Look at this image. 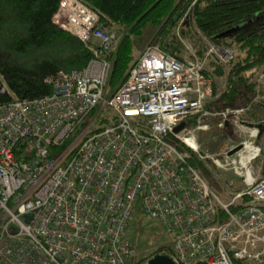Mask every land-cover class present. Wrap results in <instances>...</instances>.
Masks as SVG:
<instances>
[{
  "label": "built area",
  "instance_id": "1",
  "mask_svg": "<svg viewBox=\"0 0 264 264\" xmlns=\"http://www.w3.org/2000/svg\"><path fill=\"white\" fill-rule=\"evenodd\" d=\"M52 20L90 58L45 77L48 92L36 97L15 96L0 78V264H130L125 234L137 207L165 228L163 254L175 264H264L263 121L251 127L242 119L264 100V67L243 105L210 111L218 94L206 64L226 67L234 52L196 30L205 42L199 54L176 30L179 56L147 45L107 97L115 23L83 0H59ZM192 116L248 133L232 154L235 145L201 153L187 128ZM187 148L239 180L228 201Z\"/></svg>",
  "mask_w": 264,
  "mask_h": 264
},
{
  "label": "trees",
  "instance_id": "2",
  "mask_svg": "<svg viewBox=\"0 0 264 264\" xmlns=\"http://www.w3.org/2000/svg\"><path fill=\"white\" fill-rule=\"evenodd\" d=\"M83 1L111 19L120 31L117 47L110 57L107 90L110 94L125 78L136 58L137 49L151 37L154 44L162 49L175 56L180 55L182 49L175 39L174 29L183 18L179 30L183 34L186 28L188 38L194 39L193 32L198 30L215 44L237 49L236 52L233 50L234 60L226 73L224 88L218 90L216 82L212 80L213 92L218 96L209 101L206 108L220 111L235 107L237 101H246L250 97L252 80L264 66V0ZM58 3L59 0H0V78L17 97H36L48 92V86L43 82L45 77L58 71L81 69L90 58L89 51L77 36L54 24L52 16ZM237 26L239 28L231 33L218 36ZM202 48L199 46V54L203 53ZM211 63L214 75L223 73L221 66ZM1 99H10V94H4ZM259 104L264 105V100L250 114L257 115ZM196 119V116L187 118V125L195 126ZM260 125L262 132H259V143L264 132V121ZM228 127L229 123L224 122L222 129L214 130L209 143L201 142L203 146L200 148L199 145V151L203 153L207 152L205 150H219L221 146L224 149L234 146L235 137L231 135L232 140L226 137ZM60 148H52V151ZM262 149L258 164L264 176V146ZM189 151L191 164L205 176L209 175L211 171L205 162ZM167 250H170L169 244L156 248L150 256ZM140 262L141 259L134 257L130 264ZM236 264L245 263L236 261Z\"/></svg>",
  "mask_w": 264,
  "mask_h": 264
},
{
  "label": "rangeland",
  "instance_id": "3",
  "mask_svg": "<svg viewBox=\"0 0 264 264\" xmlns=\"http://www.w3.org/2000/svg\"><path fill=\"white\" fill-rule=\"evenodd\" d=\"M114 27H116V25ZM116 28L119 29L118 27ZM185 29L186 28H184V32L182 34L179 28L178 29L175 28L174 34L176 35V30H178L180 35L183 37V39L193 44L194 47L199 49V46H202L203 47L202 49H205V42L203 41V39L200 38L197 31L196 33L193 32L195 36H194V39H192V38L187 37V34H185ZM153 40L154 39L151 37L147 41H144V43L135 52V57H137L147 45L154 44ZM233 50L234 52L237 51V49L235 48H233ZM213 60L212 59L208 60L206 64L207 65L206 73L209 74L211 79L216 82L218 90H222L224 88L226 73L230 67V64L226 67H221L223 71L222 74L214 75V72H213L214 68L211 63V62H214ZM254 79L255 78H253L252 82L254 81ZM109 94L110 92L107 91L106 96L108 97ZM245 102H246L245 100L242 102L237 101V105L239 104L243 105V103ZM258 103L255 104V107ZM260 104H259V107L256 109L257 111L256 116L253 114H250L249 112L243 115L242 119L246 120V122L248 123L258 122L262 120L264 121V105H260ZM255 107H253V110ZM196 122L197 123L195 126L187 125V128L195 129L194 137H195L196 144L198 145L197 146L198 149H199V145H200V148H202L203 146L201 144L202 141L205 143H209L210 141L209 138L213 136L215 132L214 130L222 129L221 127L223 126V123L220 120V118L216 116L199 117L196 119ZM198 126H202V127L197 128ZM247 133H248V130L245 127L242 126L238 130L236 129V127L229 124V127L227 128V132H226V137L229 136V138L232 140L231 135H233L236 141L234 145H237L239 144L240 141H242L243 138H245V135ZM262 134L263 135L260 140V144L264 146V132ZM219 148H220L219 150L217 149V150H205V151L212 153V152H219V151L225 150L224 149L225 147L223 146ZM205 164L207 168H209V171H211L209 175H206V176L204 175L207 181L209 182V185L217 192V194L223 201L225 202L228 201L232 193L237 188L241 187L239 180L236 179L230 171H224V170L215 168L212 164L208 163L207 161H205ZM125 239L129 243L131 249L134 251L136 260L141 259V262L139 264H147V260L151 257L150 256L151 253L154 250H156V248L169 244V237H168V234L166 233L165 228L161 224L156 222L154 219L149 217L147 214H145L140 209V207H137L134 210L133 214L131 215L129 219V225H128V228L125 234Z\"/></svg>",
  "mask_w": 264,
  "mask_h": 264
},
{
  "label": "water",
  "instance_id": "4",
  "mask_svg": "<svg viewBox=\"0 0 264 264\" xmlns=\"http://www.w3.org/2000/svg\"><path fill=\"white\" fill-rule=\"evenodd\" d=\"M239 26L235 27V28H231L229 30H226L225 32L221 33L218 36H223L225 34L231 33L232 31H234L235 29H238ZM186 125L185 121L180 122L177 126L174 127L173 131L175 133L179 132L184 126ZM249 126H253V124L248 123ZM258 127L260 128V133L262 132V127L261 125H258ZM240 148V144L235 145L234 147H232L229 150V153L232 154L234 152H236L238 149ZM147 264H175L171 258L163 253H157L153 256H151L148 260H147Z\"/></svg>",
  "mask_w": 264,
  "mask_h": 264
},
{
  "label": "bare ground",
  "instance_id": "5",
  "mask_svg": "<svg viewBox=\"0 0 264 264\" xmlns=\"http://www.w3.org/2000/svg\"><path fill=\"white\" fill-rule=\"evenodd\" d=\"M189 142H190V144L194 147L195 146V144H194V142L192 141V140H188Z\"/></svg>",
  "mask_w": 264,
  "mask_h": 264
}]
</instances>
